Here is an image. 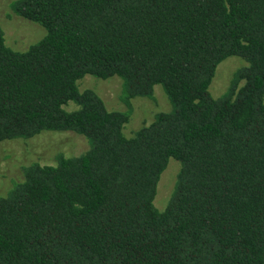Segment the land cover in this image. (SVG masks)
Returning <instances> with one entry per match:
<instances>
[{
    "label": "trees",
    "instance_id": "16d2710c",
    "mask_svg": "<svg viewBox=\"0 0 264 264\" xmlns=\"http://www.w3.org/2000/svg\"><path fill=\"white\" fill-rule=\"evenodd\" d=\"M46 33L26 50L0 24V142L86 138L0 194V264H264V0H14ZM239 57L227 87H210ZM90 75L122 80L111 109ZM171 108L128 135L132 100ZM175 159L173 190L155 203Z\"/></svg>",
    "mask_w": 264,
    "mask_h": 264
},
{
    "label": "rangeland",
    "instance_id": "374dc122",
    "mask_svg": "<svg viewBox=\"0 0 264 264\" xmlns=\"http://www.w3.org/2000/svg\"><path fill=\"white\" fill-rule=\"evenodd\" d=\"M14 0H0V24L4 29L6 43L16 50H26L46 33L39 23L17 15L12 9ZM244 64L239 57L227 58L217 68L210 91L221 95L228 87L235 70ZM80 88L95 89L111 109H125L120 99L122 80L90 75L80 80ZM133 113L125 127L130 135L143 124L151 122L159 111L169 110L170 102L161 85H156L154 97H137L132 100ZM86 138L73 131L43 132L28 140H8L0 142V194L4 193L15 179L22 176V167L32 163L53 164L58 154L79 155L88 149ZM163 172L157 190L155 203L163 207L167 202L176 180L179 163L175 159Z\"/></svg>",
    "mask_w": 264,
    "mask_h": 264
}]
</instances>
